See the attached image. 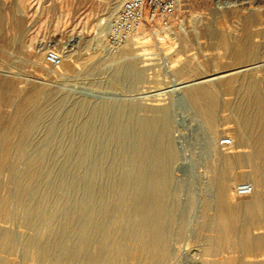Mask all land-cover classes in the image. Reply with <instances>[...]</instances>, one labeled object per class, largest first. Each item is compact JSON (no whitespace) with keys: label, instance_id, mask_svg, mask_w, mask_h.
<instances>
[{"label":"rangeland","instance_id":"1","mask_svg":"<svg viewBox=\"0 0 264 264\" xmlns=\"http://www.w3.org/2000/svg\"><path fill=\"white\" fill-rule=\"evenodd\" d=\"M213 1L178 0L169 29L152 28L144 24L145 27L142 26L137 31L125 48L111 50L107 48L105 40L103 43L102 35L99 36V26L106 21L102 30L104 28L103 32L106 31L107 34V23L110 24L115 15L111 17L110 13L113 9L117 12L122 0H0V81H5L7 90H15L18 98L34 91L40 92L36 107L31 110L36 119L33 123H27V117L19 115L21 101L15 98V94H11V97L14 95L11 103H0V206L5 205L4 197L7 193L12 198H15L13 195L17 196L18 174L27 169L34 157L41 155L45 159L47 170L28 191L29 199H33L39 207L37 219L44 211L43 215L48 217L54 212L62 215L64 209L75 203L78 222L71 225L65 237L73 235L71 239L76 237L73 240H78L82 221L85 222L99 206L104 215L106 206L109 207L106 208L109 212L103 218L100 217L97 222L99 226L96 224V228L94 227L96 232L91 231L97 233L99 240L95 235L94 239H89L94 240V243L95 240L103 242L107 237L106 242L104 241L106 245L117 244L124 235L122 232L126 234L132 233L125 232L127 229L134 230L129 226V214L134 213V209L140 207L146 197L143 183L146 171H142L144 174L141 171L139 173L138 166L134 164L137 156L135 151L138 152L139 148V130L136 125L141 117L151 116L159 108L169 106L176 158L171 167L172 179L166 202L168 210L165 237L169 249L166 264H264V247L252 248L249 238L257 235L264 237V228L248 231L235 228L224 238L223 247L214 253L206 250L205 240L215 238L216 233L198 227L201 222L202 201L216 199L218 183L226 185L225 196L230 202L241 199L242 196L235 192V185L241 182L251 183L250 170L264 163V155L252 156L249 146L240 145L237 133L240 127L229 109L234 95L229 94L217 78L220 75L237 74H246L249 78L253 76L259 90L264 92V55H259L258 59L241 58L235 61L231 55L222 54L216 41L203 32L207 28L215 29L223 33L225 40L232 41L239 36L237 22L240 17L233 11L224 13L227 10H222L221 13L224 14L214 15L215 23L209 12ZM15 17L20 20L18 27L13 24ZM145 19L147 20L146 16ZM221 21L226 23L219 25ZM15 31L19 36L18 40L13 45L8 44L5 40ZM68 39H72L71 44L66 46ZM255 39L260 40L258 37ZM47 49H54L61 55L58 67L46 64L44 55ZM122 63L133 67L132 82L113 85L110 82L111 70ZM186 64L187 70L180 72L179 69ZM208 78L213 80L199 85L216 84L220 96V109L212 128H207L199 117L191 120L193 110L189 102L185 101L182 107L177 104L179 92L184 93L186 89L197 85L181 88L179 83ZM248 80L250 79L245 78L244 82ZM77 98L88 106L99 103L134 104L136 107L133 115L136 117L128 121L134 131L129 132L131 128L124 125L121 130L117 125L114 127L109 118L106 121L97 118L91 119L93 135L85 138L83 122L89 119L88 109L76 110L74 100ZM137 117H140L139 120ZM26 127L29 131V145L18 144L17 131ZM115 128L121 131L120 140H113L110 136ZM199 133L203 136L199 137ZM206 135L210 137L208 143ZM224 137H229L232 144L221 146L219 141ZM213 140L215 145L211 143ZM57 144L62 148L58 153L55 152ZM79 152L80 166H76L73 162ZM223 154L232 156L235 160L234 167L225 176L220 174L224 168L223 163H218V158ZM112 163L116 165L109 174L106 167ZM76 172H80V178L74 181ZM140 179L142 182H137ZM140 182L143 186L139 185ZM110 184L112 190L109 188ZM137 186L145 192H140V187ZM120 192L124 193L123 201L120 199ZM12 200L7 202L6 207L10 205L21 221L16 219L17 216L13 218L15 221H0V240L5 232H9L17 247L27 237L34 236L32 238L37 239L40 236V240L47 241L49 234L44 232V225L55 223L61 215L54 213L51 215L52 220L51 217L41 215L43 219L47 218L53 223H43L44 220L40 217L41 223L36 221V230L33 226L28 229L22 222L24 208L17 207L16 211ZM105 203L107 205L103 206ZM97 204L98 207H95ZM92 208L94 209L91 210ZM213 213V209L208 210L207 217H212ZM179 225H182L181 236L176 234ZM71 228L78 229L74 231ZM94 228L92 229L95 230ZM110 228L114 229V233ZM5 251L6 249L0 250V264H34L32 260L25 262ZM56 251H60L59 254ZM56 251L53 255H57V259L53 255L52 257L57 263L61 260L59 256L63 255V250Z\"/></svg>","mask_w":264,"mask_h":264},{"label":"bare ground","instance_id":"2","mask_svg":"<svg viewBox=\"0 0 264 264\" xmlns=\"http://www.w3.org/2000/svg\"><path fill=\"white\" fill-rule=\"evenodd\" d=\"M222 10H227V12L225 11L224 13L233 11L238 17H240L237 22V24L239 25V36L235 37V39L232 41H227L223 37V33L218 32L215 29L207 28L203 32L206 36H208V38L214 39L216 41L218 49L222 50L223 52L222 54L231 55L232 59H235V61L236 59L241 58L258 59L257 57L259 55H264V0H214L213 2H211V8L209 11L211 16L213 17V21L216 19V17L214 16L215 14H224L221 13ZM115 12L116 9H113V12L110 13L111 17L115 14ZM104 22L106 21H103V23H101L99 26V36L102 35L103 43L106 37V31L104 33V28L102 30V26L105 25ZM225 23L226 21H221L219 25ZM13 24L15 27L19 26L20 20L18 19V17L14 18ZM143 27H145V25H143ZM108 28L109 22L107 23V31ZM18 37V33L15 31L14 33H12V35L7 37L5 41H7L8 44L13 45L18 40ZM256 37L260 38V40L257 41L255 39ZM71 40L72 39H68L66 46H69L71 44ZM137 56L140 57V55ZM259 63L262 62L259 61ZM187 68L188 66L186 64L182 66L179 71H186ZM132 72L133 67L129 64L122 63L116 65L110 73L111 84L114 85L115 83L118 85H122L125 82L127 84H130L133 78L131 75L133 74ZM217 78H219L220 84L225 86V89L229 92V94L234 95V98L229 103V106H231L229 107V109L233 115L232 118L238 122L240 127L239 131L237 132L239 134L240 145L249 146V148H251L252 150V156L261 154L264 155V92H262L261 89L259 90V85L257 87V84L252 79L254 78L253 76L252 78H249V75L247 76L246 74H237L230 76L220 75ZM245 78L250 80L244 82ZM212 80L213 78H208L201 79L196 82L190 80L179 83L182 86L181 88L197 84L196 86H192L186 89L184 93L179 92V101L177 104L182 107L183 104L186 103L185 101L189 102L190 107L193 110V114L191 115L193 117L191 118V120L199 117L205 123L207 128H212L217 120V113L220 109V96L218 94L219 91L215 86L216 84H214L213 82V84L211 85H199V83ZM256 81H258V79ZM4 83L5 81H0V103H11L14 100V95L13 97H11V94H15V98H18V94L15 90H7L6 86H4ZM39 93V91H34L28 95L26 94L23 96H19L18 98L19 101H21V109L19 115L26 116L28 119L27 123H33L36 121V119L34 118L35 115L32 114L31 110L36 107ZM74 101L76 110L80 111V109H88L89 119L83 122V129H85V138L91 137V134L93 133L91 119L97 118L101 119V121H106L109 118L110 120H112L114 127L117 125V127L121 130V126L124 125V127H130L132 129L131 130L129 128V132L134 131V129L131 127L132 125L130 126L128 122L129 120L133 119L132 117H136L133 115L134 109L136 107L134 104L125 102L116 103L115 105H112L110 103H99L91 104L88 106L84 101H81L80 98H77ZM170 114L171 109L169 108V106H167L159 108L151 116L143 118L141 117L140 120V117H137L139 120V126L136 125L139 128H137V130H139V133H137L139 148L138 152L137 150L135 151V154H137V156L134 155L136 156V161L134 164H136V167L138 166V172L141 171V173L144 174L142 171H146L145 177L143 176V183H145L146 188V197L143 203L142 201L140 202L142 203V205H140V207H137V209H134V213H132L133 211L131 212L133 216L132 214H129L131 215V225L129 226H132L131 230L132 228L134 230L128 231V229L126 228L127 231L125 232L132 233L125 234L124 232H122V234L124 235L119 239L117 244L108 243L106 245V235H104V237L106 238L104 240L105 242H102L101 240H95V242L93 243L94 240L92 241V239H94V235L95 238H99V236L96 235L97 233H93L94 231L96 232L95 225L100 220V217L109 212L107 210L109 209V207L107 208L105 206V212L103 211L104 215H102L100 209L101 207L99 206V208H96L98 210L91 212V214L89 213V216L86 214L88 216L87 220L85 222L82 221L83 223H81L82 225L81 227H79L78 233L80 235V238L78 240H73L76 237L71 239L73 235L72 237H70V235V238H66V231H68L71 225L75 224V222H78L77 217L75 216L77 215L76 212H78L77 205L73 203L71 206L69 205L70 208L67 207V209H64L65 207L61 206L64 209V212L63 210H61V213L63 212L62 215L60 213L57 214L56 212H54L57 215H61L55 223L47 219L50 218L51 215H54L52 211L51 212L53 214L50 213L49 217L47 215H43V213L46 212L44 211V209L46 208H44L43 206L44 209H42L44 212L40 214L39 219L42 215V217H47L45 218L47 219V221H45V219L41 217V220H44L43 223H49V221L50 223H53L44 225L43 230H45V233L47 232L49 234V239L47 241H44L43 239L40 240L38 238L40 236H38L37 240L32 238L34 236L31 235L32 237L25 238L21 246L17 247V245L15 244L16 242H13V237H11L12 235H9L11 233L8 232V234H6L5 232V235H3L0 240V250L3 251L4 249H6L5 253H7L8 255L17 256L18 258L20 257L22 258V261L24 260L25 262L32 260L34 264H82L84 262L83 260H85L83 264H166L169 258V249L165 237L167 224L166 213L168 210L166 202L169 195L168 187L172 179L171 167L173 161L176 158V150L174 148L173 140L171 137V130L173 126ZM124 119L125 121H123ZM118 128H115V130L112 132V135H110L113 140H120L119 133L121 131H119ZM28 132L29 131L27 127L19 129L17 131L18 144L21 143V145H24L29 143ZM201 135L202 133L199 135V137ZM205 138L206 143H208L210 137L206 135ZM211 143L214 144L215 141L213 140L211 141ZM56 146L57 147L55 149V152L58 153L62 150V148L59 147L60 145L58 144ZM78 147L80 151V146ZM65 150L67 151V149ZM218 160V163H220L219 165H221L222 162L224 166V168H222V171L219 170L220 174L223 176L227 175L228 170L234 167L235 160H233L232 156H229L227 154H223L218 158ZM74 163L76 166H80V152L73 164ZM115 165L116 164L112 163L111 165L106 167V171L111 174L113 169L115 168ZM219 167L221 168V166ZM46 168L47 167L45 159L40 155L34 157L29 162L27 169L18 174V178L16 181L17 196L13 195V197L15 198H12L10 194L7 193V195L4 197L5 205L3 207L0 206V221L9 222L13 220V218L15 219V217L17 216L12 211V207L10 205L6 207L7 202L10 203L11 199H13L12 201H14L13 203L14 206H16L14 207L16 208V211L18 210L17 207L24 208V220L22 221L24 226L28 229L33 226L36 230V221L40 222L36 216L38 213H40V211H38L39 207H37L35 201L33 199H29L28 191L30 190L32 185L42 177V173L46 172ZM0 172H2L1 168ZM137 173L136 175L138 176L140 172L138 174ZM249 174L251 176L250 181L252 190L249 194L241 195V199L230 202L225 196L226 185L223 182H220L217 185L216 199L214 201L207 199H204L202 201L200 210L201 222L198 227L201 230L212 231L216 233L215 238L205 240V245L207 247L206 250L213 251L214 253L220 250L223 247L224 238L229 235V233H231L235 228H239L243 231L264 228V163H262L261 165H257L255 168H252ZM79 178L80 172H76V174L74 175V181H77ZM140 178L142 177L140 176ZM138 181H141V179L137 180V182ZM141 182L139 183V185H142ZM258 187L259 189L261 188V190H259ZM109 188L110 190H112V184H110ZM123 188H125V186ZM141 190L144 191V189L140 187V192ZM123 195L124 193L120 196L121 201H123L124 199ZM104 205L107 204L105 203L103 204V206ZM75 206L77 208L76 210ZM96 206L98 207V204L95 205V207ZM45 207L48 208V206ZM61 207L59 208L61 209ZM93 209L94 208H92L91 210ZM211 209H213L214 212L213 216L207 217V211ZM58 210L57 212H60ZM18 218L19 217L17 216L16 219ZM50 219L52 220V217ZM181 221L183 222V219H181ZM181 221L180 224L182 223ZM12 223L14 224V222H11V224ZM20 224L22 223L20 222ZM78 225L80 226V223ZM92 228H94L95 230H93ZM77 229L72 230L77 231ZM100 231L102 230L100 229ZM103 231H106V229ZM107 231H109V229ZM40 232L43 231L41 230ZM97 232L99 231L97 230ZM104 233H102V235L100 234L102 238ZM112 233H114V231ZM176 234L178 236H181L182 225H179ZM249 238L252 244V248L264 247V237H262L261 235L249 236ZM88 240H91L93 244ZM87 242L92 245H88L89 243ZM244 243H246L245 245L247 246L248 243L246 240ZM57 249H62L63 255L60 254L59 259L61 260H57L58 262L56 263L54 258L57 255H53V252L55 253ZM56 252L59 254L60 251ZM52 255L54 256V258L52 257ZM53 260L55 261V263L53 262Z\"/></svg>","mask_w":264,"mask_h":264},{"label":"built area","instance_id":"3","mask_svg":"<svg viewBox=\"0 0 264 264\" xmlns=\"http://www.w3.org/2000/svg\"><path fill=\"white\" fill-rule=\"evenodd\" d=\"M177 4L178 0H122L109 24L105 37L107 48L115 50L124 47L144 24L152 28L169 29ZM44 59L50 67H58L61 64V55L54 49H47ZM219 144L229 146L232 140L224 137ZM234 188L238 195H246L251 192L252 185L249 182H241Z\"/></svg>","mask_w":264,"mask_h":264}]
</instances>
